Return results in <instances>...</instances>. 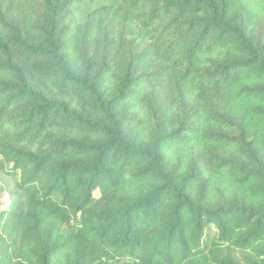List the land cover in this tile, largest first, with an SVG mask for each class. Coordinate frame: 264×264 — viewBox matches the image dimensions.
I'll use <instances>...</instances> for the list:
<instances>
[{
  "label": "clouds",
  "instance_id": "9594fccd",
  "mask_svg": "<svg viewBox=\"0 0 264 264\" xmlns=\"http://www.w3.org/2000/svg\"><path fill=\"white\" fill-rule=\"evenodd\" d=\"M2 12L51 48L24 0ZM62 27L60 57L32 64L65 103L31 126L32 106L9 113V139L35 163L5 173L20 186L48 158L33 185L42 200L62 160L79 161L102 192L86 224L52 212L38 237L26 218L14 264H221L232 252L264 264V0H99Z\"/></svg>",
  "mask_w": 264,
  "mask_h": 264
},
{
  "label": "trees",
  "instance_id": "16d2710c",
  "mask_svg": "<svg viewBox=\"0 0 264 264\" xmlns=\"http://www.w3.org/2000/svg\"><path fill=\"white\" fill-rule=\"evenodd\" d=\"M30 5L33 15L37 17L33 27L36 31H43L52 38L51 48H47L46 41H40L24 26V20L13 15L11 12L5 16L2 12L4 0H0V176H12L13 173H5V169L13 167V172L19 174L26 169L25 160L34 158L26 156L23 150L15 146L9 139V129L5 127V118L11 111L24 112L30 106L33 107L32 116L28 120L31 126L40 116L43 120L49 119L56 109L57 104L65 102L56 97L50 98L47 85L38 79L33 70V60H38L42 70L48 71L51 67L52 57H60L62 44L56 39L57 33L63 34L64 21L79 12L85 4H93L99 0H24ZM45 24L39 23L41 18L48 16ZM62 58V57H61ZM12 73L13 80H6L5 75ZM43 102V104H41ZM82 123H89L79 113H75ZM25 121L20 120L15 127L20 129ZM14 139V138H13ZM70 145L65 144L57 158L61 159L69 151ZM86 151L87 149H82ZM45 158L35 166L31 176L23 180L22 185L8 193L0 187V264H14L20 252L19 245L22 236V227L26 218L32 220V230L40 236L42 219H46L54 212L63 217L64 222L88 223L95 215L86 209V204L93 200L95 193L101 194L100 172L98 171L89 182H85L88 169L83 167L82 162L62 160L60 167L53 171L55 182L51 187L43 191V199L38 200V193L33 185L39 179L40 173L47 163ZM103 167V165H102ZM77 175L80 176L78 183H73ZM5 193L8 194L9 204L5 208L2 201ZM54 197H56L54 199ZM83 200L84 203L80 201ZM97 219H99L97 217ZM118 222L114 221L105 228L100 236L99 245L102 247L110 234L116 230ZM259 235L264 234V222L258 225ZM7 236V238H5ZM45 247L48 241L40 237ZM127 246V238L125 247ZM87 253V249H86ZM95 255V251L88 253ZM112 257H109V261ZM31 264V262H29ZM101 264H107L102 261ZM221 264H240L235 252L229 254L227 261Z\"/></svg>",
  "mask_w": 264,
  "mask_h": 264
},
{
  "label": "rangeland",
  "instance_id": "374dc122",
  "mask_svg": "<svg viewBox=\"0 0 264 264\" xmlns=\"http://www.w3.org/2000/svg\"><path fill=\"white\" fill-rule=\"evenodd\" d=\"M95 3H98V2H94L93 4H95ZM0 187L5 188L8 193H11L12 191H15L16 188H17L15 182L12 181L10 179V176H8V175H1L0 176ZM97 195H100V193L96 192L95 196H97ZM2 201L4 203L5 208H7L8 204H9V197H8L7 193H5Z\"/></svg>",
  "mask_w": 264,
  "mask_h": 264
}]
</instances>
